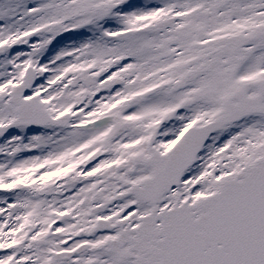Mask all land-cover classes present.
I'll use <instances>...</instances> for the list:
<instances>
[{
  "label": "snow or ice",
  "instance_id": "obj_1",
  "mask_svg": "<svg viewBox=\"0 0 264 264\" xmlns=\"http://www.w3.org/2000/svg\"><path fill=\"white\" fill-rule=\"evenodd\" d=\"M0 264H264V0H0Z\"/></svg>",
  "mask_w": 264,
  "mask_h": 264
}]
</instances>
